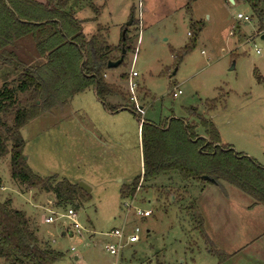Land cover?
Listing matches in <instances>:
<instances>
[{
  "label": "rangeland",
  "instance_id": "374dc122",
  "mask_svg": "<svg viewBox=\"0 0 264 264\" xmlns=\"http://www.w3.org/2000/svg\"><path fill=\"white\" fill-rule=\"evenodd\" d=\"M93 1L101 9V26L108 29V44L118 45L121 27H127L137 0ZM140 1L141 26L135 21L128 26L123 61L106 70L107 81L128 93L129 73H137L135 99L131 101L138 113L97 111L88 100L92 93L87 91L69 106L40 114L20 128L24 156L34 173L41 177L56 174L71 183H83L90 188L89 196L79 200L77 209L56 206L52 193L26 190L11 180L6 154L0 158V197L10 198L12 207L26 214L40 244L62 254L55 264H264V238L241 248L264 232V206L252 204L249 195L227 182L206 183L210 189L203 194L197 184L183 182L176 172L160 174L135 191L126 215L124 203L133 197H122L120 187L141 176L139 118L154 123L169 117L186 118L193 107L212 121L222 143L231 144L235 152L264 166V31H258L250 6L241 0ZM87 2L80 0L81 10H73L80 17L82 32L89 37L95 24L86 20L94 15ZM238 13L250 21L238 19ZM199 21L204 25L201 31ZM16 48L28 65L41 61L31 38L21 39ZM4 81L16 86L17 72L0 61V87ZM139 86L149 96L145 97ZM177 89L181 91L178 94ZM211 99L217 101L215 109L208 111L205 101ZM79 105L87 112L77 113L83 125L92 121L98 131L109 130L119 144L111 141L108 148L98 151L74 146L77 135L80 141L87 135L62 129L58 120L72 115L71 110ZM68 208L75 210L79 229L65 217ZM136 208L152 214L138 217ZM50 212L56 219L45 223L43 218ZM196 221H200L206 239ZM122 226L126 234L138 227L139 240L126 244L116 260L104 245L114 240L108 233ZM237 249H241L240 254L234 252ZM0 264L9 262L0 258Z\"/></svg>",
  "mask_w": 264,
  "mask_h": 264
},
{
  "label": "trees",
  "instance_id": "16d2710c",
  "mask_svg": "<svg viewBox=\"0 0 264 264\" xmlns=\"http://www.w3.org/2000/svg\"><path fill=\"white\" fill-rule=\"evenodd\" d=\"M71 1L0 0V61L17 72L16 86L10 87L4 81L0 87V158L9 154L10 178L26 190L52 193L56 206L77 209L79 200L89 194L56 174L41 177L34 173L24 159L20 128L40 114L63 108L74 95L89 88L95 90L97 98L111 112L126 107L136 115L138 110L128 92L104 78L108 61L117 60L122 48L128 50V27L122 28L125 32L116 46L108 44L100 25L88 37L82 32V22ZM241 1L250 6L258 31L263 32L264 0ZM88 5L97 16L99 8L89 0ZM132 15L133 8L129 18ZM134 21L132 17L131 25ZM196 23L201 31L203 23ZM23 38H31L35 53L41 58L36 65H28L17 52ZM111 98L116 101H110ZM216 101H205L206 109L214 110ZM188 112L197 122L174 117L159 123L142 120L141 185L160 174L176 172L183 182H227L249 195L255 204L264 206V166L242 152L234 154L231 145L221 142L211 120L196 113L193 107ZM199 127L205 136L199 134ZM140 178L136 176L128 186L122 185L120 195L133 196ZM196 222L206 239L200 221ZM0 258L9 264H55L62 254L40 244L26 214L13 208L10 198L0 197Z\"/></svg>",
  "mask_w": 264,
  "mask_h": 264
},
{
  "label": "crops",
  "instance_id": "0c3cea01",
  "mask_svg": "<svg viewBox=\"0 0 264 264\" xmlns=\"http://www.w3.org/2000/svg\"><path fill=\"white\" fill-rule=\"evenodd\" d=\"M37 1H39V0H37ZM90 2L95 7H97V5L94 4V1L93 0H90ZM70 5L72 7H76L77 10H81V7H82V5L80 3V0H72L70 2ZM84 7H87V6H84ZM82 9H84V8H82ZM100 11H101V9L99 10V13H98L97 16H95V15L92 16L91 15L89 17H86V20H89V21H91L92 23L95 24V30H96V28H97L98 25H100V26L102 25L99 22ZM78 18H80V17H78ZM128 18H129V16H128ZM102 27L104 28V34H106V37H107L108 29H107V27H104V26H102ZM121 31H122V27H121ZM113 46H116V45H113ZM107 77H108V73H107V71H105L104 78H105L106 81H107ZM125 78H127V77H125ZM107 82L110 83V84H114V83H111L109 81H107ZM114 85L115 86H118L119 88H121L123 90L122 86H119V85H116V84H114ZM141 89H142V92L144 93V96L145 97L149 96V93L147 92V90L144 87L139 86V90H141ZM87 91H89V92L92 93V98H88V100L91 103V105L95 107V109L97 111H99L98 109H100L103 112H105L106 114H110V115H115V114L120 113L122 111H129L130 113H132L131 110L129 108H126V107L120 108V109H118V110H116L114 112L109 111L105 107V105L97 98L96 92H95V90L93 88L86 89L85 91L80 92V93L74 95V97L70 100V102L66 106H69L70 103H71V101H73V99L77 95H80V94L85 93ZM124 92H126V91H124ZM110 101L115 102L116 99L111 98ZM139 108L142 109L141 106ZM78 111H82L85 115H87V112H86L85 108L83 107V105H79L77 107V110L76 109L75 110H71V113L70 114H72V115H69V116L62 115V116L59 117V120H58V125L59 126H64V128H62V129H69L68 131H72L73 130L75 132V134H78V133H81L82 132L84 135H87L88 138H82L81 141H80V136L78 137V135H77L76 138H77L78 141L74 144V146L77 145V147H79V148L81 146H83V147H85L87 149H92L93 151L94 150H97L98 151V150H101V149L108 148V146L110 145V142L111 141L115 142V144H119V141H115V138L111 136L109 130L105 129V131H108L106 133L98 131L97 128L94 127V123L92 121H91V123L89 122L90 124L87 122L88 123L87 125L86 124L83 125L81 119H79L80 117L77 116ZM133 115H135V114H133ZM184 119H186L187 121L197 122V119L194 118L191 113H189V116L186 117V118H184ZM142 120H144V119L139 118L138 127H137V133H139V148H140V159H141V172H143V168H142L143 167V164H142V151H141V136H140V125H141ZM148 121H151V120H148ZM151 122H153V121H151ZM199 130L202 131L199 134H201V136H205L204 135V132H203V129L201 127H199L197 129V131H199ZM186 183L187 184H192L193 183L195 185L197 184L200 187V190H202L201 193H203V194L206 193L210 189L209 186H207L208 184H206V183H201V182H198V181H192V182H186ZM211 185L214 186V185H218V184H211ZM171 188L174 189V190H177L178 193L181 192L180 189H175L174 187H171ZM174 199H175V197H174ZM252 204H255V203L253 202ZM263 238H264V232H262L259 235L255 236L253 240L246 242L241 248H245V247L247 248L250 245H252L253 242H258L259 240H261ZM239 251H241V249H237V251H234V252L237 254ZM238 254H240V253H238Z\"/></svg>",
  "mask_w": 264,
  "mask_h": 264
},
{
  "label": "built area",
  "instance_id": "2783aa9c",
  "mask_svg": "<svg viewBox=\"0 0 264 264\" xmlns=\"http://www.w3.org/2000/svg\"><path fill=\"white\" fill-rule=\"evenodd\" d=\"M142 8V4L140 0H137V4H136V9H134L133 11V20H135V22L141 26L142 20H143V12L141 11ZM237 18L238 19H243L245 21H250L248 16H244L241 13L237 14ZM258 52V51H257ZM134 60V59H133ZM137 77V73L134 70H131L128 76V91L130 93L131 99L134 101L135 96H134V92L137 88V84L134 81V78ZM181 91L179 89H177V94L180 93ZM173 96H176V92L172 91L171 92ZM141 181H142V172H141V178L140 181L138 183V187L136 189V191L141 187ZM133 199L130 203L125 202L124 203V208L126 210V215L130 212L131 208H132V202L135 198V196H132ZM134 214L138 217H148L152 214L151 210H143L140 208H136L134 209ZM66 218L71 220V225L75 228V229H79L80 225L78 224V222L76 221V213L75 210L72 208H68L66 215ZM55 217L54 214L52 212H50V215L47 217L43 218V221L45 223H52L55 221ZM139 228L135 227L133 229V231L130 234H126L125 230H124V226H122L120 229H114L112 231H110L108 233L109 236L113 237L114 240L111 242H108L107 244L104 245V249L110 254L115 256L116 260L118 259L119 255L121 254V250L122 248L126 245V244H130V243H134L136 241L139 240Z\"/></svg>",
  "mask_w": 264,
  "mask_h": 264
},
{
  "label": "water",
  "instance_id": "95a60500",
  "mask_svg": "<svg viewBox=\"0 0 264 264\" xmlns=\"http://www.w3.org/2000/svg\"><path fill=\"white\" fill-rule=\"evenodd\" d=\"M233 2V0H230ZM132 23V17L129 18L128 22L126 23V26H129L131 25ZM125 32V29L122 30V36ZM124 54H125V50L124 48H122V52H121V56L117 59V60H114V61H108L107 63V68H115L117 67L119 64L122 63L123 61V57H124ZM232 151L234 152V154H236V152L232 149ZM24 159H26V157L24 156ZM78 187L81 188L83 191H85L86 193H89L90 192V188L87 187L85 184L83 183H79L78 184Z\"/></svg>",
  "mask_w": 264,
  "mask_h": 264
}]
</instances>
